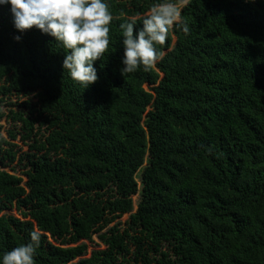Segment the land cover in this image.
<instances>
[{"label": "trees", "instance_id": "obj_1", "mask_svg": "<svg viewBox=\"0 0 264 264\" xmlns=\"http://www.w3.org/2000/svg\"><path fill=\"white\" fill-rule=\"evenodd\" d=\"M156 2L108 0L87 88L54 37L18 32L0 5V118L29 145L0 134V254L38 231L35 264H264V0H188V33L122 75L119 24Z\"/></svg>", "mask_w": 264, "mask_h": 264}, {"label": "clouds", "instance_id": "obj_2", "mask_svg": "<svg viewBox=\"0 0 264 264\" xmlns=\"http://www.w3.org/2000/svg\"><path fill=\"white\" fill-rule=\"evenodd\" d=\"M188 0H157L143 15L139 27L135 19L119 24L122 33V75L139 69L150 71L163 59L165 44L173 26L185 34L189 26L182 18ZM9 5L13 24L23 33L33 27L56 39L66 49L62 67L70 78L84 88L99 77L94 66L109 49L113 14L108 0H0ZM21 35L14 39L19 42ZM41 234L30 233L28 242L0 254V264H35Z\"/></svg>", "mask_w": 264, "mask_h": 264}, {"label": "rangeland", "instance_id": "obj_3", "mask_svg": "<svg viewBox=\"0 0 264 264\" xmlns=\"http://www.w3.org/2000/svg\"><path fill=\"white\" fill-rule=\"evenodd\" d=\"M176 38H173V44L175 43ZM146 88H149L150 85L146 84L145 85ZM11 105H8L5 107L6 112H9ZM9 130H13L16 132V137L12 138L10 136ZM20 127L17 126L15 127V125H13V122L11 120H6L4 118H0V134L1 136L5 137L7 140H9L12 143H15L16 146L14 147L15 149L18 150L19 155H22L23 152L29 151V145L27 144V142L25 140L22 139V134L20 133ZM25 162H21L19 163L18 161H16L15 163H13L12 165L7 166L6 168L11 171V172H15L19 175H23V171L25 169H27L25 167ZM26 180V179H25ZM139 195H135L134 198V207L136 209L137 206V201H138V197ZM7 213L10 214H14V215H18L19 216V211L16 208L10 209V210H6ZM129 217V213H125L123 214L120 218H118V221H121L123 224L125 223V221L128 219ZM85 242L88 244V254L86 256H89L91 251L93 249L96 248H103V245H99V238L97 237V235L93 236V241H88L85 240Z\"/></svg>", "mask_w": 264, "mask_h": 264}]
</instances>
